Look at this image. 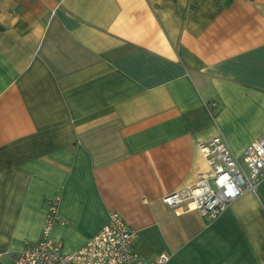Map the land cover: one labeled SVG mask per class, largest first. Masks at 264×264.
Here are the masks:
<instances>
[{
	"label": "crops",
	"instance_id": "crops-1",
	"mask_svg": "<svg viewBox=\"0 0 264 264\" xmlns=\"http://www.w3.org/2000/svg\"><path fill=\"white\" fill-rule=\"evenodd\" d=\"M215 135L264 138V0H0V264L54 198L63 252L118 212L144 259L264 264V178L209 220L161 202Z\"/></svg>",
	"mask_w": 264,
	"mask_h": 264
},
{
	"label": "built area",
	"instance_id": "built-area-1",
	"mask_svg": "<svg viewBox=\"0 0 264 264\" xmlns=\"http://www.w3.org/2000/svg\"><path fill=\"white\" fill-rule=\"evenodd\" d=\"M213 106L214 103L212 102ZM220 135L200 142L198 149L208 165L194 183L166 193L161 202L195 210L207 220L215 218L243 192H253L264 178V138H256L235 155ZM57 199L47 201L40 237L24 246L9 264H165L168 255L157 254L148 260L132 249L135 232L118 212L109 213L106 224L82 247L61 251V244L50 237L53 223H64L57 213Z\"/></svg>",
	"mask_w": 264,
	"mask_h": 264
}]
</instances>
